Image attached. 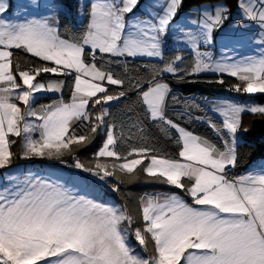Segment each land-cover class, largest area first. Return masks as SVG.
I'll return each mask as SVG.
<instances>
[{
  "label": "snow or ice",
  "instance_id": "snow-or-ice-1",
  "mask_svg": "<svg viewBox=\"0 0 264 264\" xmlns=\"http://www.w3.org/2000/svg\"><path fill=\"white\" fill-rule=\"evenodd\" d=\"M137 3L95 0L90 6L88 30L79 41H69L61 38L50 18L33 17L22 23L2 18L7 3L0 0V169L9 168L15 155L11 151L15 141H10V136L23 137V159L59 160L73 151V146L91 142L88 133L77 135L72 127L76 121L80 126L88 121L92 134L107 127L106 139L94 168L78 159L75 168L101 180L117 171L135 179L138 166L144 165L147 177L180 189L191 197L192 204L176 195L162 201L147 198L140 209L143 226L133 230L134 219L126 209L76 195L56 182L9 176L16 183L0 190V264H264V173L230 175L238 159L240 113L264 114V107L226 104L218 108L224 117L222 127L209 123L222 140L220 148L165 116L169 87L155 76L177 73L174 65L180 57L160 68L146 88L139 82L123 88L124 80L98 68V54L162 57L168 26L182 0H156L154 7L160 11L149 13L148 19L127 22L125 14L132 13ZM239 7L261 29L259 57L235 60L226 56L216 61L211 54L199 51L227 18L223 6L215 14L203 11L199 33L181 31L175 39L196 55L189 75L200 71L227 73L244 84L242 89L240 84L233 85L235 91L264 94V0H242ZM13 50H23L46 63L30 70H21L17 64L14 71ZM87 57H91L90 62ZM48 73L73 77L71 101L41 106L42 111H37L33 107L37 93L62 88V82L37 81L38 76ZM110 85L122 90L112 93ZM142 88L138 94L150 118L179 134L180 159L151 154L155 150L149 147H132L125 155L116 150L114 125H106L108 109L103 105ZM90 104L93 108L102 106L94 123ZM36 132L38 139L34 138ZM100 158L117 162H101ZM145 160L149 161L146 165ZM113 189L119 190L115 185ZM130 232L145 251L150 240L155 254L147 258L135 254L127 242Z\"/></svg>",
  "mask_w": 264,
  "mask_h": 264
},
{
  "label": "trees",
  "instance_id": "trees-1",
  "mask_svg": "<svg viewBox=\"0 0 264 264\" xmlns=\"http://www.w3.org/2000/svg\"><path fill=\"white\" fill-rule=\"evenodd\" d=\"M218 2H225L229 8L230 13H235L239 7V0H183L182 9L184 11L190 10L198 5L214 4ZM55 6H65L66 11L58 17V29L61 38L69 41H79L84 33L88 30L89 12L91 2L85 4L84 16L81 22L73 19V15L78 9L77 0H56ZM87 51V49H86ZM176 57H180L175 63L178 72L173 73H159V69L169 62L173 61ZM89 62L91 57L86 58ZM196 61V55L185 50L166 49L163 52L161 61H150L129 57H113L107 54H98L96 57V64L98 68L112 72L114 76L124 80L123 88H128L130 84L139 82L148 86V81L152 79L155 73L156 80L166 83L169 87V94L165 102V116L167 119L172 120L174 123L183 127L189 132L207 139L209 142L222 148V140L217 135L215 130L210 126L215 124L217 127H222V119L209 111L205 107V103L211 100H227L231 103H248L253 106H264V94H255L253 96L244 93L243 91L237 92L233 89V85L240 84L241 89L244 84L236 77L226 75H212L207 71H200L189 75L192 71ZM14 66L19 65L21 70H28L35 66L45 64L33 56L25 55L22 53L14 54ZM46 76H41L39 79L44 80ZM223 83H220V81ZM73 77H67L64 91L60 98L51 96H41L37 99L35 106H46L52 104L55 100L61 99L63 102L68 103L71 101ZM122 90L121 87H109V91L116 93ZM144 90H129L125 97L119 100L112 101L103 107L108 109V115L105 116L106 125H114L112 128L114 135L117 137L116 150L122 155L132 147H149L155 151V154L169 159H179V152L182 150V142L178 140V133L174 129L167 128L161 121H153L150 114L143 104L139 91ZM101 105L95 108L89 105V111L92 113V123L95 122V116L101 110ZM84 126H80L81 122L78 121L73 129L76 134L88 133L91 142L83 146H73V151L65 154L64 159H60L64 163L69 162L74 165L78 159L86 167L94 168L98 151L101 149L105 142L107 127L97 129L96 134H92L89 130V122L84 121ZM162 129H164L162 131ZM247 129V131H244ZM243 132L241 141L237 146V165L231 169L230 175L239 177L247 174L257 167L254 174L264 173L263 169L256 166L259 159L264 158V114L245 112L241 118V128ZM226 133V131H225ZM131 137V139H129ZM14 138V137H13ZM22 139H19L20 145H12V150L22 151ZM18 147L19 150H18ZM11 165L21 163L14 160ZM47 163L58 161L53 158L45 160ZM101 162L114 163V159L100 158ZM148 161V160H147ZM145 165L147 162L144 163ZM74 167V166H73ZM144 165L137 168V174L141 180L145 173L143 172ZM41 167L36 168L40 170ZM255 170V169H254ZM83 174H87L82 169ZM91 174V173H90ZM186 181V178H184ZM156 184H145L143 182L125 186L119 185V194L104 193L107 200L116 204H122V199L128 198L129 195H138L143 197L147 195H154L159 193H183L180 189L171 187L164 183L156 181ZM134 219V218H133ZM143 223L139 218L134 219L132 229L142 227ZM143 252L152 256L155 254L153 243L149 240L147 251Z\"/></svg>",
  "mask_w": 264,
  "mask_h": 264
},
{
  "label": "rangeland",
  "instance_id": "rangeland-1",
  "mask_svg": "<svg viewBox=\"0 0 264 264\" xmlns=\"http://www.w3.org/2000/svg\"><path fill=\"white\" fill-rule=\"evenodd\" d=\"M55 1L56 0H6L7 10L3 13L2 18L8 21H11L13 23H22L26 19L33 18V17L35 18L47 17V18H50L52 22L57 25L58 17H56L57 16L56 9L58 6H55L56 4L54 5ZM77 2H78V9L73 15V19L75 21L77 20V22H81L84 16L85 4L88 2H91L92 4L95 2V0H77ZM241 2L242 0H239V5ZM155 3H156V0H138L137 5L133 9V12L125 14V20L127 22H131V21H134L136 18L148 19L149 13L155 14L156 12L160 11L159 8L154 7ZM182 3H183V0H182ZM219 6H223L226 9L225 15L227 18L223 21L222 25L218 29L213 31L211 35V42L209 43L210 45L209 48L212 52L216 54L215 60L216 61L223 60L226 56L232 57L235 60H242V59H245L247 57H252V56L259 57L261 55L262 46L257 43V40L260 38V33H261V29L259 28L257 23L247 19L245 15L243 14L240 7H238L235 13L232 14L229 12V8L225 2H218L214 4H203L201 6L198 5L187 11H184L182 9V4H181L180 7L178 8L177 14L174 17L172 23L168 26L167 37L165 38L162 49H161L162 57L142 56V57H132V58L150 60V61H161L163 58V52L166 49L185 50V51L191 52L192 54H195L194 51L189 46H186L182 42H178L175 39V37L181 31H187L191 33L200 32L201 30L200 22L202 20L203 11L207 9L212 14H215V10ZM59 10H62L64 12L66 11V9L62 7H59ZM241 20L243 21V24L238 23V22H241ZM218 33L219 35H217ZM216 44L220 47V51L218 53H216L212 47V46H216ZM201 46L199 48V51L200 49H202ZM13 52L14 54H18L19 52L25 55H30L24 52L23 50H13ZM14 71H15V66H14ZM222 74L226 76H230L227 73H222ZM41 76L42 77L46 76V78L44 80H41L39 79ZM67 77H70V76H67ZM67 77L53 75L50 73L41 74L40 76H38L37 81L44 82L46 84L48 82H62V88L59 92L37 93L36 94L37 98L35 99L33 103V107L37 111H42L41 106H35L37 99L41 96L48 95L51 97L60 98L64 91ZM35 82L36 81H34V83ZM107 87L109 88V87H121V86L110 85ZM249 95L253 96L255 94H249ZM59 101H62V100L57 99L53 103L59 102ZM235 104L244 106L245 108L253 107V105H250L248 103H235ZM20 106L22 108V105ZM255 107H264V106H255ZM245 112H248V111H244L240 113V119L242 118V115ZM29 119L34 120V118H29ZM34 122L39 123V121H34ZM77 122L78 121L74 122L72 127ZM107 131H108V128H107ZM242 134L243 132H240V131H238L237 133L236 150H237L238 144L241 141ZM34 138H37V139L39 138V132L34 133ZM9 139L10 141L12 140L15 141V143L12 145H17L19 143V139H22L23 141V137L13 138L10 136ZM12 145H11V151L14 153L15 150H12L13 148ZM18 145H20V143ZM19 148L20 147H18V150ZM20 153L21 152L19 151L16 154L14 153L15 155L13 157L12 162L15 163L14 160H17L18 162H21V163L10 165V167L6 169H0V190H3L6 187H10L11 185L16 183L15 180L8 179L9 176L18 177L20 180H23L26 177L40 178V179L47 180L50 182H56V183L62 184L66 188H69L76 195L84 196L85 198L93 200L97 203H101L109 207L126 209L128 214L131 215L134 219L139 218V217L141 219V213H140L141 203L143 200L150 198V197H157V198H160V200L162 201L166 197H169L171 195H176L180 197L186 203L190 205L192 204V199L187 194L159 193V194L147 195L143 197H138V195L136 194L134 195L131 194L129 195L128 198L122 199V202H123L122 204L115 205L113 202L107 200V197H104L105 195L104 193L119 194V190L118 191L114 190L113 185L117 187L119 185L120 186L121 185L131 186V185H135L141 182L145 184H156L155 180L153 178L147 177L146 174L145 176H143V180H141L137 174V171L134 174L136 176L135 179H129L126 174H123L117 171L115 175L109 176L105 178L104 180H101L99 177L90 174V172H87L88 175L83 174L80 171V169L73 167V165H70L69 162L64 163L62 161H59L60 159L59 160L57 159L58 161L53 162L56 164H52V162L47 163L45 160H50V159H46V158L40 159V158L34 157L32 159H23L21 158ZM63 157L61 159H64ZM94 157H96V155ZM108 159H114V158H108ZM145 162H147V164L149 163V161L147 160H145ZM256 166L261 167L264 171V158L259 159L258 162L256 163ZM39 167H41V169L36 170V168L39 169ZM254 169L248 172L247 174L249 173L254 174L256 172L257 167ZM171 187H174V186H171ZM127 242L134 249L135 254L141 257H144V258L149 257L148 254L143 252V248L138 244L135 237L131 235V232L129 233Z\"/></svg>",
  "mask_w": 264,
  "mask_h": 264
},
{
  "label": "crops",
  "instance_id": "crops-1",
  "mask_svg": "<svg viewBox=\"0 0 264 264\" xmlns=\"http://www.w3.org/2000/svg\"><path fill=\"white\" fill-rule=\"evenodd\" d=\"M59 7H62L64 9H66L65 6L64 7L63 6H58L57 9H56V13H57L56 17H59L64 12L62 10H59ZM238 23L239 24H243V21L241 20V22H238ZM56 26L58 27V22H57ZM217 35H219V33ZM209 46H210L209 43L208 44H202V46H201L202 49H200V52L201 53H209V54H211L212 58L215 60V55L216 54L210 50ZM212 47H213V49L215 50L216 53H218L220 51V47L217 44H216V46H212ZM129 58H132V57H129ZM207 72L212 74V75H223L222 73L216 72V71H207ZM226 104H234V103H231V102H229L227 100H222V99L221 100H211V101H207L205 103V107L209 111H211L214 114H216L217 116H219L221 119H224L223 116L220 114V112L217 111V109L223 107ZM22 108H23V105H22Z\"/></svg>",
  "mask_w": 264,
  "mask_h": 264
},
{
  "label": "built area",
  "instance_id": "built-area-1",
  "mask_svg": "<svg viewBox=\"0 0 264 264\" xmlns=\"http://www.w3.org/2000/svg\"><path fill=\"white\" fill-rule=\"evenodd\" d=\"M30 69H31V68H30ZM30 69H29V70H30Z\"/></svg>",
  "mask_w": 264,
  "mask_h": 264
}]
</instances>
